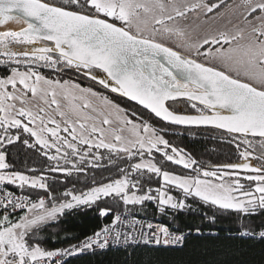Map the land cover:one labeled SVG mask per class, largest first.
I'll use <instances>...</instances> for the list:
<instances>
[{"label": "snow or ice", "instance_id": "obj_1", "mask_svg": "<svg viewBox=\"0 0 264 264\" xmlns=\"http://www.w3.org/2000/svg\"><path fill=\"white\" fill-rule=\"evenodd\" d=\"M9 22L20 27L0 30V65L8 72L0 77V264H63L110 241L158 247L186 240L167 223L116 213L79 243L42 246L39 233L66 210L101 201L107 217L121 203L156 201L166 214L198 198L236 213L241 236L264 243V226L246 219L264 215V0H0V27ZM40 68L75 71L136 102L158 124ZM178 103L191 111L177 110ZM170 126L222 130L237 161L199 163L165 138ZM17 148L44 157L48 167L21 171L12 159ZM100 149L122 161L116 177L79 192L50 184L52 173L68 178L86 165L101 167ZM169 163L182 170H168Z\"/></svg>", "mask_w": 264, "mask_h": 264}, {"label": "trees", "instance_id": "obj_2", "mask_svg": "<svg viewBox=\"0 0 264 264\" xmlns=\"http://www.w3.org/2000/svg\"><path fill=\"white\" fill-rule=\"evenodd\" d=\"M22 70H24L23 67H21ZM40 71L45 75L57 74L62 79H70L84 86L95 88L88 84V78L70 69L57 72L48 68H40ZM6 74H8L7 70L0 65V77ZM95 89L97 90V88ZM112 99L121 106L142 114L150 123L158 124V121L150 114L140 110L127 100L121 97ZM175 107L177 110L191 111L183 103H178ZM174 132L182 135H174ZM165 138L169 139L172 144L175 141L182 144L183 148L191 153L199 163L207 166L222 164L224 160L238 158L235 146L223 138L222 132L217 130H179L170 127V130L165 133ZM94 151L96 150L94 149ZM99 152L104 157L99 162L101 167L92 168L86 165L85 172L74 171L73 175L68 178H65L62 173H52L50 174V184L60 193L66 189H72L73 186L79 192L87 191L89 187L94 186L93 180L99 183L102 180L116 177L117 166H124L122 161L115 156L109 160V154L104 149H100ZM13 153L12 159L16 161L17 167L21 171H25L26 168L46 169L50 163L37 153L26 151L23 148L14 149ZM167 168L171 171L170 164L167 165ZM161 183L162 181L158 178H153L151 187L159 188ZM9 189L21 193L19 189H14L12 186H9ZM168 192L177 199H183L182 193L175 188H169ZM185 202L190 205L189 209L177 212L167 209L166 214H162L158 210L156 201L128 206L130 212L136 217L167 223L173 230L179 228L182 232L189 233L190 235L182 248L139 247L132 251L109 250L99 255L72 259L65 264H264V243H261L259 239L241 236L242 221L236 213L218 211L215 207L204 204L198 198L189 197ZM109 204H111L110 201ZM102 206L104 204L101 201L90 207L80 206L66 210L58 221L50 223L39 233L38 239L42 242V246L52 249L68 247L69 243H79L105 225L110 224L114 215L120 213L125 205L121 203L107 217L100 215ZM213 215L215 216L214 221L207 218ZM173 217H175L174 221ZM246 219L251 221L253 227L264 226V215H255ZM196 228L200 229L198 235L195 234ZM45 241L46 243H44Z\"/></svg>", "mask_w": 264, "mask_h": 264}, {"label": "built area", "instance_id": "obj_3", "mask_svg": "<svg viewBox=\"0 0 264 264\" xmlns=\"http://www.w3.org/2000/svg\"><path fill=\"white\" fill-rule=\"evenodd\" d=\"M16 193L18 195L22 194V193H18V192H16ZM120 214H122V219H126V220H131V221H137L138 220V221H141V222H143L145 224L148 223V222L159 223V222L151 220V219L136 217L134 214H132L130 212L128 206H124V208L120 212ZM184 234L186 235V240H187V238L189 237L190 234L189 233H184ZM195 234H197V233L195 232ZM186 240H185V242H186ZM185 242H184V244H185ZM184 244L183 245H179V246H158L157 247V246L144 245L143 243H140V244H131V245H127L126 246L122 241L120 243H113V242L110 241L109 246L107 248H105V249L96 248L94 250H90V251L81 253V254L76 255V256L65 257L64 260H63V264L67 263L68 261H70L72 259H76V258H79V257L88 256V255H99V254H102V253H104L106 251H109V250L132 251V250L137 249L139 247H155V248L180 249V248H182L184 246Z\"/></svg>", "mask_w": 264, "mask_h": 264}, {"label": "flooded vegetation", "instance_id": "obj_4", "mask_svg": "<svg viewBox=\"0 0 264 264\" xmlns=\"http://www.w3.org/2000/svg\"><path fill=\"white\" fill-rule=\"evenodd\" d=\"M89 81V83L88 84H90V85H92V86H94L95 88H97V91H99V90H101L102 92H100V93H102V94H104V95H106V96H108V97H110V98H113V97H120V95L119 94H116V93H112V92H110V90H107V89H101L100 87H98V86H96L95 84H93L90 80H88ZM94 88V89H95ZM123 108H126V109H128L129 110V113L131 112V111H134L133 109H130V108H128V107H123ZM141 110V109H140ZM174 129H177V128H174ZM180 130V129H179ZM183 130V129H182ZM174 135H182V134H180V133H175L174 132ZM222 142H224V140H222ZM173 145H175V146H177V147H179V148H183V145L182 144H178L176 141L173 143ZM184 149V148H183ZM185 150V149H184ZM186 151V150H185ZM186 152H188V151H186ZM237 159L238 158H231L230 160H228V161H226V160H224V161H222L223 163H227V162H236L237 161ZM170 164V166H171V171H175V172H179V171H181L182 169L180 168V166H177V165H174V164H171V163H169ZM205 166H207V165H205ZM183 171H185L186 173L187 172H189L190 170H183Z\"/></svg>", "mask_w": 264, "mask_h": 264}, {"label": "water", "instance_id": "obj_5", "mask_svg": "<svg viewBox=\"0 0 264 264\" xmlns=\"http://www.w3.org/2000/svg\"><path fill=\"white\" fill-rule=\"evenodd\" d=\"M88 80H89V79H88ZM90 81H91V80H90ZM91 82H92V81H91ZM92 83L95 84L94 82H92ZM95 85L98 86V87H100L101 89H103V88H102L101 86H99L98 84H95ZM120 97L123 98V99H125V100H127L128 102L132 103V104L135 105L137 108H139V109H141V110L147 112L148 114H150V113L148 112V110L143 109L142 106L138 105L136 102L131 101V100H129V99H127L126 97H123V96H120ZM150 115H151V114H150ZM153 118H154V117H153ZM170 127H172V128H177V129H183V130H216V129L210 127V126H208V127H205V126H200V127L192 126V127H190V128H185L184 126H170ZM217 131L222 132V130H217Z\"/></svg>", "mask_w": 264, "mask_h": 264}, {"label": "rangeland", "instance_id": "obj_6", "mask_svg": "<svg viewBox=\"0 0 264 264\" xmlns=\"http://www.w3.org/2000/svg\"><path fill=\"white\" fill-rule=\"evenodd\" d=\"M2 30V29H1ZM23 71V70H22ZM45 75V74H44ZM45 76H48V77H50V78H53V79H61V80H68V79H62V78H60L57 74H50V75H45ZM76 82V81H75ZM76 83H78V82H76ZM80 84V83H79ZM81 86L82 87H91V86H84V85H82L81 84ZM93 88V87H92ZM94 89V88H93ZM95 91H97L96 89H94ZM97 92H99V91H97ZM104 95V94H103ZM109 99L110 100H112V101H114L115 102V100H113L112 98H110L109 97ZM77 103H79L78 101H77ZM93 103L96 105V107L98 108V109H102V102L100 101V100H98V99H93ZM115 103H117V102H115ZM117 104H119V103H117ZM120 105V104H119ZM121 106V105H120ZM121 107H123V106H121ZM209 179H212V178H209ZM213 182H215V181H213Z\"/></svg>", "mask_w": 264, "mask_h": 264}, {"label": "bare ground", "instance_id": "obj_7", "mask_svg": "<svg viewBox=\"0 0 264 264\" xmlns=\"http://www.w3.org/2000/svg\"><path fill=\"white\" fill-rule=\"evenodd\" d=\"M4 27L8 29H17L18 27H20V25H17L15 22H9L6 26L0 27V30H4Z\"/></svg>", "mask_w": 264, "mask_h": 264}]
</instances>
